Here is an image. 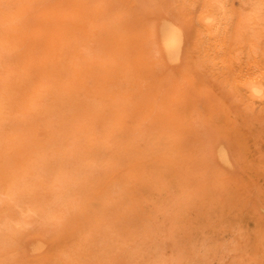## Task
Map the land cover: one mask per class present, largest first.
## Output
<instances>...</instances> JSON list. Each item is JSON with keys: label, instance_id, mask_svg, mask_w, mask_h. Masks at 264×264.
Here are the masks:
<instances>
[{"label": "rangeland", "instance_id": "374dc122", "mask_svg": "<svg viewBox=\"0 0 264 264\" xmlns=\"http://www.w3.org/2000/svg\"><path fill=\"white\" fill-rule=\"evenodd\" d=\"M44 1L45 3H43ZM81 1H85L86 3ZM87 1L5 0L2 1L4 4H2V2L0 3V17L3 18L2 22L0 18V25L4 24L0 28V41L3 40V42H0V72L4 73L0 76V101L3 100V102H0V108H2L0 110V117H4L6 120L8 119L6 121L5 119L0 118V184H2L0 187V264H32L34 261L36 262L33 264H37L38 260L40 261L38 264H162L163 262L164 264H166L165 262H167V264H264V105L261 106V104H264V101H261L264 97L254 96L253 94H251V96L247 89L241 88H247V86L243 85L246 81L255 76H260V74L264 72V52H262V48L264 50V12L261 13L264 6L263 9H260V7H262L261 5L264 4V0L262 2L258 0L260 7L259 4H257V0L253 2V7L250 4L253 0H250L251 2L246 0V5H244L246 3L245 1L226 0L227 3H229L227 6H224V3L227 4L226 1L223 0L222 2V0H217L220 3H223L219 8L216 7V9L218 8L217 10L214 9L217 5L213 7L217 2H213L215 0H210L211 2H209V0H201L200 2L203 3H200L199 0V3L195 0H191L192 3H190V0H188L189 2L186 0L187 6L183 0H93L95 2L97 1L96 3L94 2L95 4H91L93 2H90L91 0L89 2ZM179 1L183 3H179ZM193 1L197 3H193ZM206 1L208 2L209 7H207L208 4L205 5V3H207ZM9 2L11 3V10L5 8L6 5L9 6ZM178 3L179 5L183 4V7L181 5L180 7ZM210 3L213 5L211 6ZM195 4H197V7H195ZM3 5L4 7H2V9L1 6ZM92 5H95L96 7ZM248 5H250V7ZM245 6L249 10H256L257 13L259 12V10L257 11L258 7L261 15H258L259 13L257 14L256 12L252 13L253 10L249 13L250 11H246L247 8L245 9ZM200 7L206 8L204 9L206 12H202V14ZM210 7H212L214 14L210 11ZM237 7H241V10H238ZM224 8L227 13H224ZM6 9H8L10 15L7 14L8 12H6ZM204 10L202 9V11ZM244 10L248 12L247 17L250 16L252 18V15L257 14L259 18H262L259 19L261 24L256 21V19L258 20V16L256 18L253 16V18L250 19L251 22L253 21L255 23L256 21L255 25L257 26L252 27L254 26V23L252 22V25L249 22L250 27L246 20L244 23V17L247 19ZM208 12L212 13L213 18L209 16L211 14ZM217 12H219L220 15ZM228 12L233 14L234 18L230 19L232 21L234 20V25H229L233 23H231V20H228L229 24L228 22H225L227 21V19H225L226 16L232 17L231 13L228 16ZM2 13L4 15L7 14L8 16L6 15L4 18ZM204 13L207 17L204 16ZM221 13L223 20H217L218 23H216L218 25L216 26L215 19H217V17L221 19ZM238 13H243V15L241 16V14ZM99 14L100 17L97 19V15ZM9 16L16 20H13ZM240 16L241 18L244 17L241 19ZM210 17L213 21L208 20ZM206 18L208 19L206 20ZM239 18L242 20L241 22L238 20ZM9 19L10 22L7 23L6 21H9ZM169 19L172 23L174 21L176 25L177 23L180 24L178 26L185 29V31H182L185 32L184 37H187V39H184V43H182V51L184 53L181 51L182 54L180 53L179 55H182L181 58L179 57L174 60H170L168 56H163L165 52L162 51V44H160L161 41L159 40L160 37L158 38L160 34L157 33L158 36L154 35L156 34L155 32H160V29L157 30L159 28V26H157L158 23L160 22V25L166 21L170 22ZM248 19L247 21H249ZM208 22L209 24H206ZM199 23H202L205 27L203 25L200 26ZM243 23L247 24L249 27ZM11 24L15 25L12 26ZM219 24H221L222 28L219 27ZM222 24H225L227 27L223 29L224 25ZM240 25H243L242 28H240ZM202 26L204 28H202ZM206 26H208V29ZM14 27L16 28L14 29ZM213 27H215V29ZM238 27L240 29L247 27L245 30H248L247 32H245L244 29L237 30ZM151 28L155 31L151 32ZM251 28L253 30L256 28V30L253 31ZM186 29H188V31H186ZM206 30L207 32L210 31L208 32L209 37L213 41L208 39L209 37H207L208 33H206ZM222 30L225 33L228 32L227 30L230 31L228 32L230 35L226 34L229 39L226 38L225 34V37L223 36L224 32ZM234 30L239 32H235ZM216 31L217 34L215 33V35H219L217 36L218 38L213 35V32ZM76 32L80 33V35L82 34V38ZM202 33L204 35H202ZM210 33H213L212 35L215 39H213L212 35L210 36ZM247 33L250 35L248 34V38L245 39L247 37L245 34ZM234 34L237 35V38L239 37V34L241 36L243 34L240 39L242 40L245 37L243 40L247 41L244 42L242 40V42H240L241 40L238 38L237 40L239 41L237 42L236 37H234L236 35ZM251 35L256 38L258 36L257 39L254 38L255 43H258L257 41H259L256 47H254L255 43L251 42H254V40H251ZM220 36L222 37L219 38ZM75 38H78V41ZM26 39L28 40L26 41ZM219 40L220 43L218 42ZM249 41L250 44H253L254 46L249 44V46H247V42L249 43ZM156 43L158 46H156ZM213 43L216 44V49H213V47L215 48V45H212ZM242 43L243 46H240ZM1 44L3 45V48ZM235 44L238 48L235 47ZM153 45L155 51L152 49ZM210 45V48H212L213 51L212 49L209 50L210 48H206ZM233 47H235L236 50L235 48L232 49ZM239 47H242L241 50ZM247 47L253 49V52H250L251 49ZM101 48L102 50H100ZM76 49L78 51H75ZM237 49L240 50H238L240 54H244V52L245 54L240 55ZM247 49L249 50V53H247ZM255 49H257L258 53H256ZM10 52L12 56H9ZM154 52H156V55H153L155 54ZM88 53L90 55H88ZM157 53H159L158 55H161V57H157ZM235 53L240 57L238 59L239 62H237L238 57ZM92 55L95 58L92 57ZM245 55H248L249 58ZM224 56L225 58H223ZM242 56L245 59H242ZM178 59L180 60L178 61ZM230 59L234 60L232 61L233 63L231 62L234 68H231L229 65L231 61ZM195 60H197V64L195 63ZM160 62L163 64H160ZM223 62L227 65L223 64ZM243 62L244 64H242ZM259 62L261 65H258L260 64ZM3 64H5V66ZM236 64L239 65L236 66ZM162 65H167L164 67V70ZM215 65L216 67H214ZM227 66L231 68V71L230 68L227 70ZM238 66V71L240 73L244 71V75L238 73L236 68ZM260 67L263 69L262 72ZM218 68H221L223 72ZM241 68L243 69L241 70ZM217 70L218 72H216ZM250 70L253 71V73L254 70H256V73L253 75L251 72L252 74L250 73L248 75ZM63 71L67 72L64 73ZM219 71L222 74H218ZM20 72L22 74H19ZM9 73L10 75H8ZM227 73L231 76V79L234 82L230 79ZM230 73H235L236 75H230ZM258 73L259 75H257ZM180 75L186 80H182V82V78H179L181 77ZM218 75L220 77H218ZM239 75H241V77ZM263 75L261 74V76ZM235 77H239L240 79L238 78L235 80ZM223 78H228L229 81L228 79L226 81L230 84L234 83L238 85L240 89L237 86L233 88L234 84L233 86L229 85V83ZM261 78L264 80V77ZM23 79L27 81H23ZM221 80H224L225 82H222ZM241 80L243 81V84ZM236 81L238 82L236 83ZM225 83H228L229 86ZM193 84H195V86H193ZM40 87L43 89L42 91H40ZM237 90H240L238 91L240 93H238ZM43 91L45 93H43ZM234 91L235 94L237 93V96H235ZM176 92L180 93L177 94ZM159 93L161 95H159ZM194 93L198 96L194 95ZM47 94L50 97H48ZM180 94L182 95L179 96ZM238 94L240 96H238ZM247 94L248 97L253 98L247 99ZM37 96L38 98H36ZM212 96V99L214 100L211 99ZM237 97L239 98L237 99ZM35 98L38 101H36ZM42 98L44 101L41 103L40 100H42ZM254 99H257L258 101H254ZM55 101L56 103L54 104ZM63 101L65 103H63ZM157 101L159 103H157ZM244 101H247V104ZM254 102L256 104H254ZM257 102L260 104L258 106L260 109L257 108ZM85 103H87V105ZM103 103L105 105H103ZM38 104L40 106H38ZM252 105H256L254 107L255 110ZM227 111L229 112L227 113ZM43 112H45L46 115L48 113L49 116L47 115V118L45 117L42 119L43 116H46ZM35 113H37V115ZM165 113H167V116ZM52 114H55V117L56 115H58L57 117L60 115L62 116H60L58 120L51 116ZM149 116L151 117L149 118ZM81 119L82 121H80ZM142 119H144L143 122ZM146 119H148L149 122H147ZM45 121L46 123L48 122L47 125L51 123L53 124V122L55 123L56 121L55 124H57V126H55V124H53L54 126L52 124L51 126H47L44 124ZM34 123H36L37 126ZM142 123L144 124L142 125ZM31 126L33 128H31ZM59 126L61 127L59 128ZM123 126L125 128H123ZM2 128L3 130H1ZM134 129L137 132L134 131ZM42 130L44 132H42ZM78 130L79 132L81 131V133H79ZM98 131L100 135L98 134ZM38 132L40 133L38 134ZM111 139H116V141ZM122 139L123 141H121ZM140 139H142V141ZM57 140H59L60 143ZM109 141L112 143L110 144ZM127 142L128 144H126ZM137 143L139 146L136 145ZM222 143L224 144L222 145ZM144 144L145 146H148V148H145ZM168 144L169 146H166ZM141 145L143 148H140L142 147ZM221 145L223 146L222 148ZM111 146L113 148H111ZM227 146L230 151H228V149L226 150ZM40 147L45 148L42 149ZM146 150L150 151L147 152ZM139 151L143 152L140 154ZM102 152L104 155H102ZM143 153L144 155H142ZM218 153L222 157L218 156ZM226 153L229 155H227V157H229L230 160L225 157ZM5 154L8 156L6 157ZM119 155H121L120 157L123 156L122 159L118 157ZM129 155L130 157L128 158ZM72 157L77 160H74ZM30 158H32V161ZM130 159L133 160L130 161ZM52 160H54V162ZM70 160L72 161L69 162ZM92 161L96 162L93 163ZM226 161L228 162L227 165ZM10 162L12 163L10 164ZM45 162L48 164H45ZM107 162L110 164L109 166L107 165ZM35 165L38 167H35L36 170L33 167ZM88 165L90 167H88ZM98 165L100 166V169L98 168ZM11 167L15 168L11 169ZM40 167L43 172L40 171ZM84 167L85 169H82ZM109 167H111L112 170ZM86 168L89 172H85ZM75 170L79 171L77 172V176ZM90 171H93L94 173ZM163 171H165L164 174ZM113 173L116 174L114 175ZM78 174H81L79 175V178H77ZM50 175L52 178H48ZM163 176H165V178ZM40 177L41 179L44 177V179L41 180ZM70 178L72 179L70 180ZM75 178L78 180H74ZM28 179L29 181H27ZM67 181L70 182L69 185L71 186L68 185L67 187ZM77 181L78 184L81 185H78L76 183ZM12 182H14V184ZM46 183L48 185H46ZM61 183L64 185L67 184L64 186ZM161 183L164 187H162ZM169 183L171 184L170 186H168ZM27 185H29V187ZM36 185L39 188H37ZM55 185L57 186L56 189ZM117 185L123 190L117 187ZM10 186H13L14 188L11 187L12 189H10ZM73 187L74 189H72ZM200 188H204L202 189V191H204L202 192ZM13 189L15 190L13 191ZM140 189H142V191ZM68 190H70V194L68 193ZM73 190L74 192H72ZM136 190L140 193L136 192ZM8 191H10V193ZM49 191L52 192V194L49 193ZM53 192H55L54 194L59 201H55L57 198L53 197L55 196ZM59 192L62 193L60 194ZM80 192H82L81 195ZM14 195L16 196L14 197ZM65 195L67 197H65ZM187 196L188 198H186ZM76 197H78V199L74 200ZM183 198L186 199H184L185 202ZM69 199L72 200L71 203ZM109 199L110 202L108 201ZM173 199H176V201H173ZM177 200L179 201L177 202ZM53 201H55L56 204ZM51 202L54 206L56 205V208ZM62 202L64 204H62ZM58 203L59 207L57 206ZM115 203L117 204L115 205ZM127 203H129V205ZM134 204L136 206H134ZM9 205L11 207L13 206L12 211L9 209ZM117 205L118 207L121 205L119 209ZM170 205L173 207L169 208ZM18 206H20V208ZM60 206L65 207V209ZM3 207H5L6 210H4L5 208L3 209ZM179 207L181 209H179ZM183 207L184 209L187 208V210H184ZM56 209L58 211L56 212L57 215L58 213L61 214L60 219H58L59 215L57 216L55 213ZM126 209H128V211H125ZM169 209H171L172 213L169 212ZM177 209L179 210V214H177ZM131 210L133 212H130ZM25 211H27L26 213L29 215V218H23L26 215ZM46 211L48 213L45 214L44 212ZM66 211L68 213H66ZM100 211L103 214H101ZM113 212H117L118 214H114ZM125 212H130L127 214L129 218H127ZM167 212L169 213V216L167 214L166 216L170 218H168V220L166 216L164 218V214ZM121 213L125 215H122ZM158 213H160L159 216ZM48 214H50V216ZM43 215L45 217H43ZM34 216L35 219H33ZM19 217L20 219H18ZM39 218L40 220H45L43 223L44 226L41 224L42 220L40 221ZM3 219L9 220V222L7 223L6 220V223H4ZM37 219L40 223L37 222ZM110 219L112 222L109 223L107 220L110 221ZM138 219H140V221ZM14 220H16V222H14ZM141 220L145 222V225ZM17 221L21 224L17 223ZM50 221H57V223L52 222L51 224ZM58 222L60 224H58ZM162 222H164L163 225H161ZM48 223H50L51 226ZM146 223L148 224L146 225ZM138 224L139 227H137ZM2 225L4 227H2ZM164 225L168 228L166 229L167 231L164 230V228H166ZM113 227L115 228V234L113 232ZM132 227H136V229L133 230ZM141 228L143 229L140 230ZM152 230H155L154 233L156 236H154L153 232L151 233ZM98 231H100V234ZM162 231L166 232L163 233ZM136 232L138 233L136 234ZM44 233H47L48 235H43ZM168 233H170V235ZM33 237L38 240H34ZM173 237H175V240ZM91 239H94L95 241ZM172 239L174 243H172ZM120 240L122 241V244ZM2 242L5 244L7 243V245ZM131 242L132 245L134 242L135 244L132 246ZM41 243L43 248L42 246L39 247V244ZM106 243L109 245H106ZM8 244L11 246H8ZM127 247H129V249H127ZM119 248L121 251L118 250ZM119 254H121L120 257ZM139 257L142 258L140 259Z\"/></svg>", "mask_w": 264, "mask_h": 264}, {"label": "bare ground", "instance_id": "6f19581e", "mask_svg": "<svg viewBox=\"0 0 264 264\" xmlns=\"http://www.w3.org/2000/svg\"><path fill=\"white\" fill-rule=\"evenodd\" d=\"M0 1H1V0H0ZM2 1H5V0H2ZM2 1H1V2H2ZM9 1H10V0H9ZM14 1H15V0H14ZM42 1H43V0H42ZM86 1H87V0H86ZM89 1H90V0H89ZM89 1H87V2H89ZM92 1H93V0H91L90 2H92ZM187 1H188V0H187ZM195 1L198 2V0H195ZM195 1H193V3H197V2H195ZM200 1H201V0H199V2H200ZM202 1H203V0H202ZM207 1H208V0H207ZM207 1H206V2H207ZM211 1H212V0H211ZM211 1L209 0V2H211ZM216 1H217V0H215V1H213V2H216ZM220 1H221V0H220ZM224 1H226V0H224ZM241 1H245V2H246L244 5L247 4V1H246V0H241ZM241 1H240V2H241ZM249 1H250V0H249ZM254 1H256V0H253L252 3H250V4H251V5L254 4V3H253ZM257 1H258V0H257ZM259 1L262 2L263 0H259ZM259 1H258L257 4H259ZM1 2H0V3H1ZM62 2H63V1H62ZM81 2L86 3L85 1H81ZM94 2H95V1H93L91 4H95L97 1H96L95 3H94ZM102 2H103V1H102ZM176 2H177V1H176ZM183 2H185V5H186V0H185V1L183 0ZM183 2H180V1H179V3H183ZM188 2H189V1H188ZM199 2H198V3H199ZM204 2H205V1H204ZM222 2H223V0H222ZM222 2H221V3H222ZM228 2H229V1H228ZM250 2H251V1H250ZM5 3H6V2H5ZM9 3H10V2H9ZM9 3H8V4H9ZM25 3H26V2H25ZM29 3H30V2H29ZM43 3H45V1H44ZM99 3H101V2H99ZM179 3H178V5H179ZM190 3H192L191 0H190ZM200 3H203V2H200ZM219 3H220V2L217 1L214 5H213L212 3H210V5H211V6L213 5V7H214L215 5H217V6H215V8H214V9H216V7L219 8L220 5H221V6L223 5V3H222V4H221V3L219 4ZM226 3H227V1H226ZM255 3H256V2H255ZM2 4H4V3L2 2ZM6 4H7V3H6ZM35 4H36V2H35ZM41 4H42V3H41ZM41 4H40V5H41ZM88 4H89V3H88ZM207 4H208V2L205 3V5H207ZM218 4H219V5H218ZM228 4H229V3H227V4L224 3V6H227ZM240 4H241V3H240ZM242 4H243V3H242ZM0 5H1V4H0ZM80 5H81V4H80ZM180 5L182 6L183 4H180ZM180 5H179V6H180ZM188 5H189V4H188ZM196 5H197V4H195V7H197ZM201 5H202V4H201ZM7 6H8V5H6L5 8H9L10 10L12 9V8H10L11 3L9 4L8 7H7ZM92 6H95V5H92ZM99 6H100V5H99ZM181 6H180V7H181ZM186 6H187V5H186ZM186 6H184V7H186ZM191 6H192V5H191ZM203 6H204V5H203ZM203 6H202V7H203ZM242 6H243V5H242ZM248 6L250 7V5H248ZM253 6H254V5H252V7H253ZM256 6H257V5H256ZM256 6H255V7H256ZM261 6H262V7H260V4H259L260 9H261V8L263 9L264 4H262ZM2 7H4V5L1 6V8H2ZM38 7H39V6H38ZM95 7H96V6H95ZM182 7H183V6H182ZM195 7H194V9H195ZM198 7H199V6H198ZM204 7H206V6H204ZM207 7H209V4L207 5ZM252 7H251V8H252ZM255 7H254V8H255ZM5 8H4V10H5ZM17 8H18V7H17ZM188 8H190V7H188ZM188 8H187V9H188ZM192 8H193V6H192ZM218 8H217V9H218ZM237 8H238V7H237ZM246 8H247V7L245 6V9H246ZM2 9H3V8H2ZM2 9H1V10H2ZM89 9H90V7H89ZM107 9H108V7H107ZM202 9L204 10V9H206V8H201V7H200V11H201V13H202V12H206L205 10L202 11ZM210 9H211L210 11L213 12V14H214V11H212V7H210ZM217 9H216V10H217ZM221 9H222V7H221ZM239 9L241 10V7L238 8V10H239ZM255 9H256V8H255ZM260 9L257 7V11L259 10V12H258L259 14L256 12V10H254V9H251V10H253L252 13H253V12H254V13L256 12L258 15H261V13L264 12V11H263L264 9L261 11V13H260ZM17 10H18V9H17ZM91 10H92V9H91ZM189 10H190V9H189ZM223 10L225 11V8H224ZM226 10H227V9H226ZM248 10H249V9L247 8L246 11H248ZM251 10H249V11H250L249 13H251ZM35 11H36V9H35ZM92 11H93V10H92ZM183 11H184V10H183ZM208 11H209V9H208ZM218 11H219V10H218ZM224 11H223V12H224ZM228 11H229V9H228ZM244 11H245V10H244ZM246 11H245L244 13H246V17H247V16H248V15H247L248 12H246ZM6 12H8L7 14H9L8 9H6ZM194 12H195V11H194ZM211 12H208V13L211 14V15H209V14H208V15L212 17L213 15H212ZM219 12H221V11H219ZM219 12H217V13L219 14ZM242 12H243V9H242ZM11 13H12V12H11ZM27 13H28V12H27ZM95 13H96V12H95ZM98 13H99V12H98ZM224 13H227V11H225ZM230 13H231V12H230ZM230 13L228 12V16H229ZM2 14H3V13H2ZM7 14H5V15L3 14V15H4V18H5V16H6ZM88 14H90V13H88ZM102 14H104V13H102ZM124 14H125V13H124ZM124 14H123V15H124ZM202 14H203V13H202ZM204 14H205V13H204ZM215 14H216V13H215ZM231 14H232V13H231ZM238 14H241V13H238ZM257 14H256V15H252V18H253V16H254V18H256V17L258 16ZM0 15H1V14H0ZM9 15H10V14H9ZM83 15H84V14H83ZM161 15H162V14H161ZM219 15H220V14H219ZM219 15H218V16H219ZM226 15H227V14H226ZM226 15H225V16H226ZM242 15H243V13L241 14V16H242ZM244 15H245V14H244ZM262 15H263V14H262ZM7 16H8V15H7ZM23 16H24V15H23ZM38 16H39V15H38ZM71 16H72V15H71ZM101 16H103V15H101ZM157 16H158V15H157ZM201 16H202V15H201ZM204 16H206V14H205ZM230 16H231V15H230ZM241 16H240V18H241ZM9 17H11V16H9ZM9 17H8V18H9ZM92 17H93V16H92ZM98 17H100V14L97 15V19H98ZM103 17H104V16H103ZM108 17H109V16H108ZM128 17H129V16H128ZM198 17H199V16H198ZM206 17H207V16H206ZM211 17H210V19L206 18V20H207V19H208V20H212L213 17H212V18H211ZM215 17H217V16H215ZM226 17H227V16H226ZM226 17H225V19H227V21H225V22H228V20H231L230 18H234V17H233V14H232V17H227V18H226ZM238 17H239V15H238ZM243 17H244V16H243ZM243 17H242V18H243ZM263 17H264V16H263ZM0 18H1V17H0ZM11 18H12V17H11ZM34 18H35V17H34ZM88 18H89V16H88ZM159 18H160V17H159ZM164 18H165V17H164ZM199 18H201V17H199ZM240 18H239L238 20L241 22V21H242V20H241L242 18H241V19H240ZM248 18H249V19H248ZM252 18H251L250 16L247 17V19L249 20V21H247V19L244 17V21H243V22L245 23V20H246V22H247L248 24H249V22H250V23L253 25L254 22L252 21V22H253V23H252V22L250 21V19H252ZM257 18H258V20L256 19V21L260 23L261 21H259V19H262V18H259V16H258ZM2 19H3V18H1V22L3 21ZM12 19H13V18H12ZM167 19H168V17H167ZM204 19H205V18H204ZM225 19H224V20H225ZM13 20H16V19L14 18ZM13 20H11V21L14 22ZM92 20H94V19H92ZM158 20H159V19H158ZM165 20H166V19H165ZM169 20H170V19H169ZM215 20H216L215 23L217 22V20H223V19H222V13H221V19L217 17V19H215ZM263 20H264V19H263ZM263 20H262V21H263ZM96 21H97V20H96ZM96 21H95V22H96ZM177 21H178V20H177ZM203 21H205V20H203ZM212 21H213V20H212ZM212 21H211V23H212ZM233 21H234V20H233ZM233 21L231 20V23H232ZM254 21H255V19H254ZM256 21H255V23H256ZM1 22H0V23H1ZM4 22H5V21H4ZM4 22H3V23H4ZM6 22L9 23V22H10V19H9V21H6ZM6 22H5V23H6ZM91 22H92V21H91ZM116 22H117V21H116ZM116 22H115V23H116ZM158 22H159V21H158ZM158 22H157V23H158ZM175 22H176V21H175ZM195 22H196V21H195ZM206 22H207V21H206ZM219 22H220V21H219ZM221 22H223V21H221ZM159 23H160V22H159ZM159 23H158V25H157V26H159V28H158L157 30L160 29V32H161V33H160V32H155L156 34H154V33H153V34H154V35H157V33L160 34V36H158V35H157V36H158V38L160 37L159 40H160L161 42H160V41H159V42H160V44H162V45H161V46H162V49H163L162 51L165 52V54H164L163 56H164V57L168 56V58H169L170 60H174V59H177V58H179V57L181 58L182 55H181V56H179V55H180V53H181V51H182V49H183V48H182V45H183L182 43H184V41H185L184 39H185V38L187 39V37H184V35H185V32H184L185 29H183L181 26H178V25H180V24H178V23H177V25H176V24L174 23V21H173V23H172L171 20H170V22L166 21V22H164V23H161L160 25H159ZM179 23H180V22H179ZM204 23H205V22H204ZM213 23H214V22H213ZM215 23H214V24H215ZM217 23H218V22H217ZM217 23H216V26L218 25ZM223 23H224V22H223ZM236 23H237V22H236ZM244 23H243V24H244ZM255 23H254V26H252V27L257 26V25H255ZM263 23H264V21H263ZM199 24H200V23H199ZM206 24H209V22L206 23ZM214 24H213V25H214ZM228 24H229V22H228ZM228 24H227V25H228ZM260 24H261V23H260ZM260 24H259V25H260ZM3 25H4V24L0 25V28H1V26H3ZM9 25H10V24H9ZM11 25H12V24H11ZM13 25H15V24H13ZM13 25H12V26H13ZM96 25H97V23H96ZM201 25H203V24L201 23L200 26H201ZM213 25H212V26H213ZM219 25H220L219 27H221V24H219ZM222 25H224V26H223V27H224L223 29H225V28L227 27V26H225V24H222ZM229 25H234V22H233L232 24H229ZM244 25L248 26L247 24H244ZM259 25H258V27H259ZM182 26H183V25H182ZM190 26H191V25H190ZM203 26L205 27V25H203ZM203 26H202V28H204ZM210 26H211V25H210ZM237 26H238V24H237ZM240 26H241V25H240ZM242 26H243V25H242ZM242 26H241L240 28H242ZM249 26H250V24H249ZM249 26H248V27H249ZM260 26H261V25H260ZM6 27H7V26H6ZM180 27H181L182 29H181ZM206 27H207V29H208V26H206ZM219 27H218V28H219ZM250 27H251V26H250ZM15 28H16V27H14V29H15ZM213 28L215 29V27H213ZM221 28H222V27H221ZM221 28H220V29H221ZM230 28H231V27H230ZM233 28H234V27H233ZM240 28L238 27V29H237V28H236V29H237V30H243V29L245 30V28H247V27H245V28H243V29H240ZM114 29H115V28H114ZM195 29H196V28H195ZM205 29H206V28H205ZM227 29H228V28H227ZM236 29H235V30H236ZM251 29H252V28H251ZM263 29H264V27H263ZM263 29H262V31H263ZM4 30H6V29H4ZM28 30H29V29H28ZM63 30H64V29H63ZM116 30H117V29H116ZM151 30H152V28H151ZM157 30H156V31H157ZM182 30H184V31H182ZM209 30H210V28H209ZM216 30H217V29H216ZM230 30H231V29H230ZM235 30H234V31H235ZM247 30H248V29H246L245 32H247ZM252 30H253V29H252ZM255 30H256V28H255ZM255 30H253V31H255ZM111 31H112V30H111ZM153 31H155V30H152L151 32H153ZM186 31H188V29H186ZM210 31H211V30H210ZM210 31H208V32H210ZM214 31H215V30H214ZM222 31H223V30H222ZM222 31H221V32H222ZM227 31L230 32L229 30H227ZM44 32H45V31H44ZM116 32H118V31H116ZM208 32H207V30H206V33H208ZM211 32H212V31H211ZM223 32H224V31H223ZM228 32H227V33L224 32V33H223V36H224V34H225V36H226V34L230 35V33H228ZM231 32H232V31H231ZM235 32H239V31H235ZM235 32H234V33H235ZM245 32H244V33H245ZM248 32H249V31H248ZM250 32H251V30H250ZM76 33H78V32H76ZM110 33H111V32H110ZM118 33H120V32H118ZM123 33H124V32H123ZM135 33H136V32H135ZM204 33H205V31H204ZM213 33H214V34H213ZM213 33H212V34L215 35V33L217 34V31H216V32H213ZM241 33H242V32H241ZM241 33H240V34H241ZM252 33H253V32H252ZM260 33H261V32H260ZM78 34L80 35V33H78ZM78 34H77V35H78ZM96 34H97V33H96ZM187 34H188V33H187ZM187 34H186V35H187ZM212 34L210 33V36H211ZM221 34H222V33H221ZM240 34H239V37H238L239 39L243 36V34H242V36H241ZM248 34H249V33H247V34H245V35L247 36ZM253 34H255V33H253ZM202 35H204V34L202 33ZM213 35H212V36H213ZM234 35H236V34H234ZM237 35H238V33H237ZM237 35L234 36V37H236V40L238 39V38H237ZM249 35H250V34H249ZM257 35H258V33H257ZM263 35H264V34H263ZM263 35H262V36H263ZM151 36H153V35H151ZM157 36H156V37H157ZM187 36H188V35H187ZM205 36H206V35H205ZM205 36H204V37H205ZM217 36H219V35H217ZM217 36L215 35V37H217ZM225 36H224V37H225ZM252 36H253V35H251V38H252V39H251V38H250V39H251V40H254V38H256V37H254V36L252 37ZM258 36H259V35H258ZM258 36H257V38H258ZM1 37H2V35H1ZM80 37L82 38V34L80 35ZM86 37H87V36H86ZM154 37H155V36H154ZM207 37H209V33H208V36H207ZM221 37H222V36H220L219 38H221ZM263 37H264V36H263ZM263 37H262V38H263ZM27 38H28V37H27ZM198 38H199V36H198ZM217 38H218V37H217ZM226 38H228V36H226ZM244 38H245V37H244ZM244 38H243V39H244ZM247 38H248V36H247L245 39H247ZM257 38H256V39H257ZM260 38H261V36H260ZM260 38H259V39H260ZM75 39H77V41H78V38H75ZM208 39H210V37H209ZM213 39H215L214 36H213ZM228 39H229V38H228ZM243 39H242V40H243ZM250 39H248V40H250ZM27 40H28V39H26V41H27ZM149 40H151V39H149ZM155 40H156V39H155ZM203 40H204V39H203ZM210 40H211V39H210ZM240 40H241V39H240ZM242 40H241L240 42H242ZM14 41H15V40H14ZM65 41H66V40H65ZM151 41H153V40H151ZM157 41H158V40H157ZM206 41H209V40H206ZM211 41H213V40H211ZM221 41H222V40H221ZM225 41H226V40H225ZM225 41H224V42H225ZM238 41H239V40H237V42H238ZM243 41H244V40H243ZM246 41H247V40H246ZM246 41H244V42H246ZM256 41H257V40H256ZM0 42H3V40L0 41ZM5 42H6V41H5ZM11 42H12V41H11ZM81 42H82V41H81ZM81 42H80V44H81ZM215 42H216V41H215ZM218 42L220 43V40H219ZM251 42H252V43H255V40H254V42H253V41H251ZM257 42L259 43V41H257ZM9 43H10V42H9ZM152 43H153V42H152ZM187 43H188V42H187ZM205 43H206V42H205ZM211 43H212V42H211ZM219 43H218V44H219ZM258 43H255V44H254L255 46H254L253 44H250V41H249V43L247 42V46H249V45L252 46V45H253L254 47H256V45H257ZM2 44H3V43H2ZM2 44H1V45H2ZM24 44H25V43H24ZM30 44H31V43H30ZM97 44H98V43H97ZM153 44H154V43H153ZM203 44H204V43H203ZM206 44H207V43H206ZM209 44H210V43H209ZM218 44H217V46H218ZM239 44H240V43H239ZM248 44H249V45H248ZM207 45H208V44H207ZM212 45H213V46L215 45V48L213 47V49H216V44L213 43ZM223 45H224V44H223ZM156 46H158L157 43H156ZM190 46H191V45H190ZM200 46H201V45H200ZM203 46H205V45H203ZM203 46H202V47H203ZM224 46H225V45H224ZM240 46H243V43H242ZM244 46H245V44H244ZM0 47H1V46H0ZM81 47H82V44H81ZM85 47H86V46H85ZM159 47H160V46H159ZM210 47H211V45L208 46V47H206V48L209 49ZM221 47H222V46H221ZM235 47H236V44H235ZM235 47H233L232 49H234ZM258 47H259V46H258ZM263 47H264V46H263ZM2 48H3V45H2ZM20 48H21V47H20ZM34 48H35V47H34ZM63 48H64V47H63ZM83 48H84V47H83ZM199 48H200V47H199ZM203 48H204V47H203ZM203 48H202V49H203ZM219 48H220V47H219ZM236 48H238V46H237ZM236 48H235V50H236ZM239 48H240V47H239ZM241 48H242V47H241ZM241 48H240V50H241ZM243 48H245V47H243ZM247 48H250V47H247ZM4 49H5V48H4ZM8 49H9V48H8ZM86 49H87V48H86ZM98 49H99V46H98ZM152 49L154 50V45H153ZM155 49H156V48H155ZM158 49H160V48H158ZM189 49H190V48H189ZM191 49H192V48H191ZM211 49H212V48H210L209 50H211ZM213 49H212V51H213ZM250 49H251V48H250ZM257 49H258V48H257ZM257 49H255L256 53H258V52H257ZM5 50H6V49H5ZM100 50H102V48H101ZM156 50H157V49H156ZM187 50H188V49H187ZM206 50H207V49H206ZM238 50H239V49H237V51H238ZM240 50H239V51H240ZM251 50H252V51H251ZM251 50H250V52H253V49H251ZM0 51H1V48H0ZM75 51H78V50L76 49ZM80 51H81V50H80ZM105 51H106V50H105ZM154 51H155V50H154ZM157 51H158V50H157ZM157 51H156V52H157ZM200 51H201V50H200ZM220 51H222V50H220ZM237 51H236V53H237ZM239 51H238V52H239ZM247 51H248L247 53H249V50H248V49H247ZM258 51H259V49H258ZM5 52H6V51H5ZM11 52H12V51H11ZM11 52H10L9 56H12V55H11ZM84 52H85V51H84ZM87 52H88V50H87ZM101 52H102V51H101ZM101 52H100V53H101ZM156 52H154L155 54H153V55H156ZM159 52H160V51H159ZM182 52H183V51H182ZM201 52H202V51H201ZM222 52H223V51H222ZM234 52H235V51H234ZM243 52H244V51H243ZM262 52H264L263 48H262ZM262 52H261V54L263 55ZM36 53H37V51H36ZM39 53H41V52H39ZM71 53H72V52H71ZM79 53H80V52H79ZM82 53H83V52H82ZM160 53H161V52H160ZM183 53H184V52H183ZM202 53H203V52H202ZM217 53H218V52H217ZM236 53H235V55H236ZM6 54H7V53H6ZM12 54H13V53H12ZM85 54H86V53H85ZM101 54H102V53H101ZM108 54H109V53H108ZM158 54H159V53H157V55H158ZM181 54H182V53H181ZM221 54H222V53H221ZM239 54H240V52H239ZM244 54H245V52H244ZM244 54H240V55H244ZM252 54H253V53H252ZM88 55H90V54L88 53ZM96 55H97V54H96ZM205 55H206V53H205ZM205 55H204V56H205ZM222 55H223V54H222ZM232 55H233V53H232ZM240 55H239V56H240ZM250 55H251V53H250ZM253 55H254V54H253ZM262 55H261V56H262ZM84 56H85V55H84ZM159 56L161 57V55H158L157 57H159ZM202 56H203V55H202ZM230 56H231V55H230ZM236 56L238 57V54H237ZM245 56L248 57V55H245ZM257 56H258V54H257ZM257 56H256V57H257ZM261 56H260V57H261ZM5 57H6V56H5ZM5 57H4V58H5ZM92 57H94V56L92 55ZM232 57H233V56H232ZM234 57H235V56H234ZM1 58H3V57H1ZM94 58H95V57H94ZM223 58H225V56H224ZM230 58H231V57H230ZM239 58H240V57H238L237 60H238ZM248 58H249V57H248ZM257 58H259V57H257ZM263 58H264V57H263ZM5 59H6V58H5ZM87 59H88V58H87ZM182 59H183V58H182ZM194 59H195V58H194ZM242 59H245V58L242 56ZM8 60H9V59H8ZM76 60H78V59H76ZM179 60H180V59H178V61H179ZM230 60H231V59H230ZM234 60H235V58H234ZM234 60L232 59V60L230 61V63H231L232 61H234ZM263 60H264V59H263ZM166 61L168 62L167 59H166ZM206 61H209V60H206ZM211 61H213V60H211ZM240 61H241V60H240ZM248 61H249V60H248ZM251 61H252V59H251ZM255 61H256V60H255ZM5 62H6V61H5ZM79 62H80V61H79ZM97 62H98V61H97ZM172 62H174V61H172ZM181 62H182V61H181ZM192 62H193V61H192ZM237 62H239V60H238ZM241 62H242V61H241ZM241 62H240V63H241ZM249 62H250V61H249ZM12 63H13V62H12ZM71 63H72V62H71ZM164 63H165V62H164ZM195 63L197 64V60H195ZM195 63H194V64H195ZM230 63H229V65H230L231 68H232V67H233V66H232V63H233V62H232L231 64H230ZM240 63H239V64H240ZM245 63H246V62H245ZM250 63H251V62H250ZM253 63H254V62H253ZM259 63H260V62H259ZM0 64H1V62H0ZM156 64H157V63H156ZM160 64H163V63L160 62ZM168 64H169V63H168ZM176 64H177V63H176ZM179 64H180V63H179ZM189 64H190V63H189ZM189 64H188V65H189ZM223 64H225V63L223 62ZM223 64H222V65H223ZM239 64H236V66L239 65ZM242 64H244V62H243ZM242 64H241V65H242ZM3 65L5 66V64H3ZM6 65H7V64H6ZM9 65H10V63H9ZM14 65H15V64H14ZM82 65H83V64H82ZM170 65H171V64H170ZM225 65H227V64H225ZM250 65H251V64H250ZM258 65H261V63L258 64ZM12 66H13V64H12ZM12 66H11V69H12ZM160 66H161V65H160ZM162 66H163V65H162ZM165 66H167V65H165ZM165 66H163V70H164V67H165ZM189 66H190V65H189ZM243 66H244V65H243ZM255 66H256V65H255ZM6 67H7V66H6ZM93 67H94V66H93ZM183 67H184V66H183ZM214 67H216V65H215ZM224 67H226V66H224ZM224 67H223V69H224ZM227 67H228V66H227ZM241 67H242V66H241ZM253 67H254V66H253ZM256 67H257V66H256ZM15 68H16V67H15ZM70 68H71V67H70ZM89 68H90V67H89ZM159 68H160V67H159ZM166 68H167V67H166ZM190 68H191V67H190ZM229 68H230V67H228V69H227V68H226V69L229 70ZM231 68H230V71H231ZM233 68H234V67H233ZM236 68H237V71H238L239 66L236 67ZM236 68H235V69H236ZM243 68H245V67H243ZM243 68H241V70H242ZM249 68H250V67H249ZM254 68H255V67H254ZM13 69H14V68H13ZM63 69H64V68H63ZM84 69H85V68H84ZM123 69H124V68H123ZM126 69H127V68H126ZM157 69H158V68H157ZM169 69H170V68H169ZM218 69H220V70L223 72V70H222L221 68H218ZM226 69H225V70H226ZM258 69H259V67H258ZM261 69H262V68L260 67V70H261ZM263 69H264V68H263ZM263 69L261 70V72L263 71ZM15 70H16V69H15ZM20 70H21V69H20ZM159 70H161V69H159ZM159 70H158V71H159ZM180 70H181V69H180ZM211 70H212V68H211ZM244 70H245V69H244ZM13 71H14V70H13ZM97 71H99V70H97ZM230 71H228V72H230ZM9 72H10V71H9ZM59 72H60V71H59ZM61 72H62V70H61ZM63 72H64V71H63ZM66 72H67V71H66ZM66 72H64V73H66ZM167 72H168V71H167ZM216 72H218V70H217ZM234 72H235V70H234ZM243 72H244V71H243ZM243 72L240 73V72L238 71V73L241 74V75H244ZM247 72H248V70H247ZM251 72L253 73V71L250 70V72L248 73V75H249ZM257 72H258V71H257ZM261 72H260V73H261ZM2 73H3V72H0V76H2V75L4 74V73H3V74H2ZM6 73H7V71H6ZM13 73H14V72H13ZM71 73H72V72H71ZM99 73H100V72H99ZM103 73H104V72H103ZM176 73H177V72H176ZM220 73H221V72L219 71L218 74H220ZM224 73H225V71H224ZM235 73H236V72H235ZM235 73H234V74H235ZM245 73H246V71H245ZM252 73H251V74H252ZM255 73H256V70H254L253 75H254ZM263 73H264V72H263ZM263 73H261V74L263 75ZM19 74H22V73L20 72ZM79 74H80V73H79ZM203 74H204V73H203ZM221 74H222V73H221ZM232 74H233V73H232ZM232 74L230 73V75H232ZM234 74H233V75H234ZM246 74H247V73H246ZM261 74H260V76H255L254 78L249 79L248 81H246V83H245V81H244V83H245L246 85L243 84V81L241 80V81H242V84H243L244 86H247V88H245V87H241V88L247 89V90L249 91V94H250V95L253 94L254 96L264 97V80H263V78H261V77H264V75L261 76ZM8 75H10V73H9ZM8 75H7V77H8ZM30 75H31V73H30ZM33 75H34V74H33ZM99 75H100V74H99ZM204 75H205V74H204ZM224 75H225V74H224ZM227 75H228V73H227ZM235 75H236V74H235ZM235 75H234V76H235ZM241 75H239V76L241 77ZM257 75H259V73H258ZM23 76H24V75H23ZM167 76H168V75H167ZM180 76H181V75H180ZM194 76H195V75H194ZM228 76H229V75H228ZM237 76H238V75H237ZM13 77H14V76H13ZM13 77H12V78H13ZM42 77H43V76H42ZM218 77H220V76L218 75ZM229 77H230V79H231V76H229ZM229 77H228V78H229ZM243 77H244V76H243ZM247 77H248V76H247ZM249 77H250V76H249ZM10 78H11V77H10ZM55 78H56V76H55ZM80 78H81V77H80ZM82 78H83V77H82ZM118 78H119V77H118ZM179 78L181 79L182 76L179 77ZM225 78H226V77H225ZM225 78H223V79L226 81L228 78H227V79H225ZM235 78H236L235 80H237L239 77H238V78L235 77ZM8 79H9V78H8ZM16 79H17V78H16ZM34 79H35V78H34ZM84 79H86V78H84ZM180 79H179V80H180ZM239 79H240V78H239ZM241 79H242V78H241ZM2 80H3V79H2ZM24 80H25V79H23V81H24ZM32 80H33V79H32ZM49 80H50V79H49ZM78 80H79V79H78ZM88 80H89V79H88ZM93 80H94V79H93ZM182 80H186V79H183V78H182L181 81H182ZM224 80H223V81L221 80V81H222V82H225ZM231 80H232V79H231ZM231 80H230V82H231ZM243 80H245V79H243ZM21 81H22V80H21ZM25 81H27V80H25ZM43 81H44V80H43ZM43 81H42V82H43ZM50 81H51V80H50ZM56 81H57V80H56ZM218 81H219V80H218ZM228 81H229V79H228ZM228 81H226V82H228ZM232 81H233V80H232ZM46 82H48V81H46ZM52 82H54V81H52ZM58 82H59V80H58ZM60 82H61V81H60ZM89 82H90V81H89ZM98 82H99V81H98ZM117 82H118V81H117ZM121 82H122V81H121ZM182 82H183V81H182ZM216 82H217V80H216ZM233 82H234V81H233ZM237 82H238V81H236V83H237ZM104 83H105V82H104ZM127 83H128V81H127ZM174 83H175V82H174ZM218 83H219V82H218ZM218 83H217V84H218ZM228 83H229V82H228ZM228 83H225V84H226L227 86H229V85L233 86V84H234V83H233V84H230V83H229V85H228ZM3 84H4V83H3ZM37 84H38V83H37ZM48 84H49V83H48ZM64 84H65V83H64ZM114 84H115V83H114ZM187 84H189V83H187ZM219 84H220V83H219ZM221 84H222V83H221ZM240 84H241V83H240ZM38 85H39V84H38ZM65 85H66V84H65ZM108 85H110V84H108ZM137 85H138V84H137ZM137 85H136V86H137ZM151 85H152V84H151ZM185 85H186V84H185ZM223 85H224V84H223ZM243 85H241V86H243ZM17 86H18V85H17ZM45 86H46V85H45ZM80 86H81V85H80ZM110 86H111V85H110ZM112 86H113V85H112ZM183 86H184V85H183ZM193 86H195V84H193ZM220 86H221V85H220ZM231 86H230V87H231ZM235 86L239 87L238 85L234 84L233 88H234ZM29 87H30V86H29ZM32 87H33V86H32ZM118 87H119V86H118ZM197 87H198V86H197ZM6 88H7V87H6ZM37 88H38V87H37ZM49 88H50V87H49ZM116 88H117V87H116ZM119 88H121V87H119ZM223 88H225V87H223ZM39 89H40V91L43 90V89H41V87H40ZM97 89H99V88H97ZM102 89H103V88H102ZM162 89H163V88H162ZM181 89H182V88H181ZM190 89H191V88H190ZM195 89H196V88H195ZM195 89H194V90H195ZM230 89L233 90L232 88H230ZM236 89H237V88H236ZM239 89H240V87H239ZM12 90H13V89H12ZM99 90H101V89H99ZM111 90H112V88H111ZM242 90H243V89H242ZM242 90H241V92H242ZM40 91H39V92H40ZM44 91H45V90H44ZM44 91H43V93L46 92V91H45V92H44ZM57 91H58V90H57ZM109 91H110V90H109ZM158 91H159V90H158ZM186 91H188V90H186ZM195 91H196V90H195ZM195 91H194V92H195ZM203 91H204V90H203ZM238 91H240V90H237V92H238ZM245 91H246V90H245ZM245 91H244V92H245ZM37 92H38V91H37ZM191 92H192V91H191ZM244 92H243V93H244ZM8 93H9V92H8ZM19 93H20V92H19ZM40 93H42V92H40ZM66 93H67V91H66ZM90 93H91V92H90ZM161 93H162V92H161ZM176 93H177V92H176ZM179 93H180V92H179ZM179 93H177V94H179ZM183 93H184V92H183ZM192 93H193V92H192ZM238 93H240V92H238ZM0 94H1V93H0ZM38 94H39V93H38ZM38 94H37V95H38ZM77 94H78V93H77ZM92 94H93V92H92ZM94 94H95V93H94ZM129 94H130V93H129ZM234 94H235V91H234ZM236 94H237V93H236ZM236 94H235V96H237ZM245 94H246V93H245ZM245 94H244V98H245ZM39 95H41V94H39ZM45 95H46V94H45ZM47 95H48V94H47ZM159 95H161V94L159 93ZM181 95H182V94H180L179 96H181ZM186 95H187V94H186ZM194 95L198 96V95L195 94V93H194ZM200 95H201V94H200ZM242 95H243V94H242ZM65 96H66V95H65ZM75 96H76V95H75ZM79 96H80V94H79ZM83 96H84V95H83ZM88 96H89V95H88ZM213 96H215V95H213ZM213 96L211 97V99L213 98ZM238 96H240V95L238 94ZM251 96H252V95H251ZM48 97H50V96L48 95ZM54 97H55V96H54ZM57 97H58V96H57ZM80 97H81V96H80ZM162 97H163V96H162ZM168 97H169V96H168ZM194 97H195V96H194ZM202 97H203V96H202ZM209 97H210V96H209ZM246 97H248V94L246 95ZM260 97H259V98H260ZM36 98H38V96H37ZM36 98H35V100L38 101ZM39 98H40V97H39ZM52 98H53V97H52ZM68 98H69V97H68ZM117 98H118V96H117ZM148 98H149V97H148ZM182 98H183V97H182ZM238 98H239V97H237V99H238ZM240 98H241V97H240ZM244 98H243V99H244ZM249 98H253V97H248L247 99H249ZM32 99H33V98H32ZM50 99H51V98H50ZM88 99H89V98H88ZM94 99H95V98H94ZM158 99H159V98H158ZM162 99H163V98H162ZM175 99H176V98H175ZM192 99H193V98H192ZM205 99H206V98H205ZM241 99H242V98H241ZM48 100H49V99H48ZM74 100H75V99H74ZM124 100H125V99H124ZM177 100H178V99H177ZM212 100H214V99H212ZM215 100H216V99H215ZM245 100H246V99H245ZM255 100H257V99H254V101H255ZM40 101H41V103H42V102L44 101L43 98H42V100H40ZM76 101H80V100H76ZM117 101H118V100H117ZM185 101H186V100H185ZM188 101H189V100H188ZM206 101H207V99H206ZM249 101H250V100H249ZM257 101H258V100H257ZM261 101H264V99L261 100ZM0 102H3V100L0 101ZM33 102H34V101H33ZM50 102H51V101H50ZM50 102H49V103H50ZM84 102H85V101H84ZM121 102H122V101H121ZM241 102H242V101H241ZM244 102H245V101H244ZM246 102H247V101H246ZM246 102H245V103H246ZM259 102H260V101H259ZM45 103H46V102H45ZM55 103H56V101L54 102V104H55ZM63 103H65V102L63 101ZM96 103H97V102H96ZM157 103H159V102L157 101ZM197 103H198V101H197ZM257 103H258V102H257ZM262 103H263V102H262ZM85 104L87 105V103H85ZM130 104H131V103H130ZM172 104H174V103H172ZM246 104H247V103H246ZM251 104H252V103H251ZM254 104H256V103L254 102ZM1 105H2V104H1ZM5 105H6V104H5ZM13 105H15V104H13ZM61 105H62V104H61ZM103 105H105V104L103 103ZM174 105H175V104H174ZM259 105H260V104L258 103L257 108L260 109V107H258ZM262 105H264V104H261V106H262ZM31 106H32V105H31ZM34 106H35V105H34ZM38 106H40V105L38 104ZM107 106H108V105H107ZM176 106H177V105H176ZM229 106H230V105H229ZM248 106H249V105H248ZM255 106H256V105H255ZM255 106L252 105V107H253L254 110H255V108H254ZM2 107H3V106H2ZM41 107H42V106H41ZM54 107H55V106H54ZM89 107H90V106H89ZM89 107H88V108H89ZM97 107H98V106H97ZM144 107H145V106H144ZM152 107H153V106H152ZM198 107H199V106H198ZM219 107H220V105H219ZM263 107H264V106H263ZM263 107H262V108H263ZM50 108H51V107H50ZM72 108H73V107H72ZM110 108H111V107H110ZM115 108H116V107H115ZM136 108H137V107H136ZM154 108H155V107H154ZM156 108H157V107H156ZM195 108H196V107H195ZM247 108H248V107H247ZM262 108H261V110H262ZM1 109H2V108H0V110H1ZM82 109H83V108H82ZM116 109H117V108H116ZM253 109H251V110H253ZM34 110H35V109H34ZM43 110H44V108H43ZM113 110H114V109H113ZM124 110H125V109H124ZM124 110H123V111H124ZM129 110H130V107H129ZM153 110H155V109H153ZM181 110H182V109H181ZM223 110H224V109H223ZM39 111H40V110H39ZM68 111H69V110H68ZM70 111H71V110H70ZM74 111H75V110H74ZM126 111H127V109H126ZM194 111H195V110H194ZM219 111H220V110H219ZM0 112H1V111H0ZM37 112H38V110H37ZM228 112H229V111H227V113H228ZM253 112H254V111H253ZM43 113H45V112H43ZM132 113H133V112H132ZM137 113H138V112H137ZM151 113H152V112H151ZM35 114L37 115V113H35ZM38 114H41V113H38ZM106 114H107V112H106ZM112 114H113V113H112ZM129 114H130V113H129ZM165 114H166V116H167V113H165ZM165 114H164V115H165ZM178 114H179V113H178ZM45 115H46V113H45ZM47 115H48V113H47ZM47 115H46V116H43V114H42V116H43L42 119H44L45 117L47 118V117L49 116V115H48V116H47ZM77 115H78V114H77ZM164 115H163V116H164ZM40 116H41V115H40ZM42 116H41V117H42ZM51 116H53L54 118L58 119V118H59L60 116H62V115H60L59 117H57L58 115H56V117H55V114H52ZM123 116H124V115H123ZM134 116H135V115H134ZM231 116H232V115H231ZM69 117H70V116H69ZM76 117H77V116H76ZM150 117H151V116H149V118H150ZM199 117H201V116H199ZM243 117H244V116H243ZM0 118L5 119L4 117H0ZM9 118H10V117H9ZM26 118H27V117H26ZM31 118H32V117H31ZM35 118H37V117H35ZM49 118H52V117H49ZM33 119H34V117H33ZM38 119H39V118H38ZM104 119H105V118H104ZM158 119H159V118H158ZM202 119H203V117H202ZM202 119H201V120H202ZM0 120H1V119H0ZM5 120H6V119H5ZM7 120H8V119H7ZM7 120H6V121H7ZM24 120H25V118H24ZM34 120H35V119H34ZM53 120H54V119H53ZM58 120H59V119H58ZM143 120H144V119H142V122H143ZM159 120H160V119H159ZM2 121H3V120H2ZM39 121H40V119H39ZM48 121H49V120H48ZM80 121H82V119H81ZM146 121L149 122L148 119H146ZM146 121H144V122H146ZM155 121H156V120H155ZM164 121H165V120H164ZM58 122H59V121H58ZM85 122H86V121H85ZM129 122H130V121H129ZM158 122H159V121H158ZM202 122H203V121H202ZM204 122H205V121H204ZM19 123H20V122H19ZM55 123H56V121H55ZM55 123L53 122V124H55ZM64 123H65V122H64ZM70 123H73V122H70ZM151 123H152V122H151ZM185 123H186V122H185ZM13 124H14V122H13ZM15 124H16V123H15ZM34 124L36 125V123H34ZM44 124L47 125L48 122L46 123V121H45ZM51 124H52V123H51ZM51 124H49V125H47V126H51ZM53 124H52V125H53ZM116 124H118V123H116ZM140 124H141V123H140ZM143 124H144V123H142V125H143ZM146 124H148V123H146ZM156 124H158V123H156ZM182 124H183V123H182ZM204 124H205V123H204ZM207 124H208V123H207ZM211 124H212V123H211ZM27 125H28V124H27ZM67 125H68V124H67ZM73 125H74V124H73ZM80 125H81V124H80ZM99 125H100V124H99ZM114 125H115V124H114ZM142 125H141V126H142ZM154 125H155V124H154ZM159 125H161V124H159ZM172 125H173V124H172ZM3 126H5V125H3ZM7 126H8V125H7ZM7 126H6V127H7ZM36 126H37V125H36ZM53 126H54V125H53ZM55 126H57V124H55ZM61 126H63V125H61ZM61 126H59V128H60ZM106 126H107V125H106ZM108 126H109V125H108ZM112 126H113V125H112ZM139 126H140V125H139ZM148 126H149V125H148ZM150 126H151V125H150ZM152 126H153V125H152ZM15 127H16V126H15ZM25 127H26V124H25ZM70 127H71V126H70ZM103 127H104V126H103ZM137 127H138V125H137ZM206 127H207V126H206ZM31 128H33V127L31 126ZM43 128H44V127H43ZM63 128H64V127H63ZM63 128H62V129H63ZM89 128H90V127H89ZM123 128H125V127L123 126ZM150 128H151V127H150ZM181 128H182V127H181ZM209 128H210V127H209ZM212 128H214V127H212ZM62 129H60V130H62ZM139 129H140V128H139ZM153 129H155V128H153ZM207 129H208V127H207ZM1 130H3V128H2ZM22 130H23V129H22ZM39 130H41V129H39ZM97 130H99V129H97ZM137 130H138V128H137ZM12 131H13V130H12ZM32 131H33V130H32ZM62 131H63V130H62ZM68 131H69V130H68ZM90 131H91V130H90ZM90 131H88V132H90ZM125 131H126V129H125ZM134 131H136V130L134 129ZM42 132H44V131L42 130ZM73 132H74V131H73ZM78 132H79V130H78ZM84 132H85V131H84ZM96 132H97V131H96ZM136 132H137V131H136ZM146 132H147V131H146ZM24 133H25V132H24ZM31 133H33V132H31ZM39 133H40V132H38V134H39ZM79 133H81V131H80ZM12 134H13V133H12ZM25 134H26V133H25ZM27 134H29V133H27ZM64 134H65V133H64ZM86 134H87V133H86ZM98 134H99V131H98ZM132 134H133V133H132ZM165 134H166V133H165ZM99 135H100V134H99ZM121 135H122V134H121ZM128 135H129V134H128ZM62 136H63V135H62ZM64 136H66V135H64ZM91 136H92V135H91ZM93 136H95V135H93ZM116 136H117V135H116ZM122 136H123V135H122ZM125 136H126V134H125ZM141 136H142V135H141ZM160 136H161V135H160ZM217 136H218V135H217ZM57 137H58V136H57ZM57 137H56V138H57ZM60 137H61V136H60ZM12 138H13V137H12ZM63 138H64V137H63ZM109 138H110V137H109ZM119 138H121V137H119ZM138 138H139V137H138ZM20 139H21V138H20ZM51 139H52V138H51ZM83 139H85V138H83ZM159 139H160V138H159ZM32 140H33V139H32ZM63 140H64V139H63ZM104 140H105V139H104ZM107 140H108V139H107ZM111 140H113V139H111ZM114 140L116 141V139H114ZM114 140H113V141H114ZM140 140L142 141V139H140ZM146 140H147V139H146ZM210 140H211V139H210ZM9 141H11V140H9ZM57 141H59V140H57ZM67 141H68V140H67ZM70 141H71V140H70ZM78 141H79V140H78ZM121 141H123V139H122ZM155 141H156V140H155ZM211 141H212V140H211ZM222 141H223V140H222ZM29 142H31V141H29ZM34 142H35V141H34ZM89 142H90V141H89ZM109 142H110V141H109ZM117 142H118V141H117ZM147 142H148V141H147ZM213 142H214V141H213ZM219 142H220V141H219ZM0 143H1V142H0ZM45 143H48V142H45ZM59 143H60V141H59ZM111 143H112V142H110V144H111ZM145 143H146V142H145ZM152 143H153V142H152ZM162 143H163V142H162ZM166 143H167V142H166ZM215 143H218V142H215ZM215 143H214V144H215ZM32 144H33V143H32ZM41 144H42V143H41ZM50 144H51V143H50ZM56 144H58V143H56ZM107 144H108V142H107ZM107 144H106V145H107ZM126 144H128V142H127ZM223 144H224V143H222V145H223ZM16 145H17V144H16ZM37 145H38V144H37ZM48 145H49V144H48ZM58 145H59V144H58ZM66 145H67V144H66ZM69 145H70V144H69ZM104 145H105V144H104ZM136 145H138V143H137ZM153 145H155V144H153ZM158 145H159V144H158ZM210 145H211V143H210ZM218 145H219V144H218ZM222 145H221V148L223 147ZM54 146H56V145H54ZM138 146H139V145H138ZM141 146H142V145H141ZM144 146H145V144H144ZM163 146H164V145H163ZM166 146H169V144L166 145ZM215 146H216V145H215ZM224 146H225V145H224ZM7 147H8V146H7ZM11 147H13V146H11ZM28 147H30V146H28ZM65 147H66V146H65ZM77 147H78V146H77ZM108 147H109V145H108ZM114 147H116V146H114ZM146 147L148 148V146H145V148H146ZM164 147H165V146H164ZM164 147H163V148H164ZM210 147H211V146H210ZM217 147H218V146H217ZM0 148H1V147H0ZM40 148L43 149V148H45V147H40ZM68 148H69V147H68ZM102 148H103V147H102ZM102 148H100V149H102ZM111 148H113V147L111 146ZM128 148H129V147H128ZM140 148H143V146L140 147ZM218 148H220V147H218ZM224 148H226V147H224ZM107 149H110V148H107ZM116 149H117V148H116ZM211 149H212V148H211ZM213 149H214V148H213ZM227 149H228V146H227L226 150H227ZM44 150H45V149H44ZM89 150H90V149H89ZM92 150H93V149H92ZM97 150H99V149H97ZM113 150H114V149H113ZM161 150H162V149H161ZM214 150H216V149H214ZM13 151H14V150H13ZM50 151H51V150H50ZM54 151H55V150H54ZM86 151H87V150H86ZM131 151H132V150H131ZM146 151L148 152V151H150V150H146ZM152 151H153V150H152ZM163 151H164V150H163ZM211 151H212V150H211ZM211 151H210V152H211ZM228 151H230V150L228 149ZM231 151H232V150H231ZM10 152H12V151H10ZM19 152H20V151H19ZM26 152H27V151H26ZM30 152H31V151H30ZM52 152H53V151H52ZM56 152H57V151H56ZM56 152H55V153H56ZM139 152H140V154H141V152H143V151H139ZM144 152H145V151H144ZM159 152H160V151H159ZM159 152H158V153H159ZM15 153H16V152H15ZM82 153H83V152H82ZM102 153H103V152H102ZM111 153H113V152H111ZM132 153H135V152H132ZM154 153H155V151H154ZM156 153H157V151H156ZM176 153H177V152H176ZM212 153H213V152H212ZM17 154H18V153H17ZM32 154H33V153H32ZM76 154H77V153H76ZM99 154H100V152H99ZM117 154H118V153H117ZM160 154H161V153H160ZM162 154H163V153H162ZM216 154H217V153H216ZM5 155H6V154H5ZM29 155H30V154H29ZM38 155H40V154H38ZM47 155H48V154H47ZM49 155H50V154H49ZM69 155H70V154H69ZM102 155H104V153H103ZM130 155L132 156L131 153H130ZM130 155L128 156V158L130 157ZM142 155H144V153H143ZM173 155H174V154H173ZM212 155H213V154H212ZM227 155H228V154L226 153V156H225V157H227ZM0 156H1V155H0ZM7 156H8V155H6V157H7ZM58 156H59V155H58ZM64 156H65V155H64ZM66 156H67V155H66ZM109 156H110V155H109ZM112 156H113V155H112ZM116 156H117V155H116ZM120 156H121V155H119L118 157L122 159L123 156H122V157H120ZM146 156H147V155H146ZM165 156H166V155H165ZM213 156H214V155H213ZM218 156H220L219 153H218ZM228 156H229V155H228ZM233 156H234V155H233ZM19 157H20V156H19ZM40 157H42V156H40ZM44 157H45V155H44ZM142 157H143V156H142ZM168 157H169V156H168ZM220 157H222V156H220ZM234 157H235V156H234ZM15 158H16V157H15ZM72 158H73V157H72ZM94 158H95V157H94ZM99 158H100V157H99ZM110 158H111V157H110ZM162 158H163V157H162ZM173 158H174V157H173ZM176 158H177V157H176ZM215 158H216V157H215ZM227 158L229 159V157H227ZM26 159H27V158H26ZM30 159H31V161H32V158H30ZM40 159H41V158H40ZM62 159H63V158H62ZM73 159H74V158H73ZM114 159H115V158H114ZM167 159H168V158H167ZM171 159H172V158H171ZM174 159H175V158H174ZM213 159H214V158H213ZM36 160H38V159H36ZM74 160H77V159L75 158ZM96 160H97V158H96ZM131 160H133V159H130V161H131ZM141 160H142V159H141ZM221 160H222V158H221ZM229 160H230V159H229ZM229 160H228V161H229ZM24 161H25V160H24ZM52 161L54 162V160H52ZM55 161H56V160H55ZM71 161H72V160H70L69 162H71ZM116 161H120V160H116ZM16 162H17V161H16ZM36 162H38V161H36ZM92 162H93V161H92ZM94 162H96V161H94ZM94 162H93V163H94ZM221 162H222V161H221ZM226 162H227V161H226ZM230 162H231V161H230ZM230 162H229V163H230ZM11 163H12V162H10V164H11ZM72 163H74V162H72ZM85 163H87V162H85ZM120 163H121V162H120ZM172 163H173V162H172ZM219 163H220V161H219ZM222 163H223V162H222ZM41 164H42V162H41ZM45 164H48V163L45 162ZM49 164H51V163H49ZM57 164H59V163H57ZM104 164H105V163H104ZM165 164H166V163H165ZM174 164H175V163H174ZM223 164H225V163H223ZM227 164H228V162L226 163V165H227ZM231 164H232V163H231ZM234 164H235V163H234ZM22 165H23V164H22ZM22 165H21V166H22ZM30 165H32V164H30ZM52 165H53V163H52ZM91 165H92V164H91ZM107 165L109 166L110 164L107 162ZM232 165H233V164H232ZM24 166H25V165H24ZM60 166H61V164H60ZM60 166H59V167H60ZM73 166H74V165H73ZM156 166H157V165H156ZM168 166H169V165H168ZM168 166H167V167H168ZM0 167H1V166H0ZM33 167L35 168L36 165L33 166ZM45 167H46V165H45ZM56 167H57V166H56ZM86 167H87V166H86ZM88 167H90V166L88 165ZM88 167H87V168H88ZM104 167H105V166H104ZM104 167H103V168H104ZM158 167H159V166H158ZM226 167H227V166H226ZM14 168H15V167H14ZM14 168L11 167V169H14ZM21 168H22V167H21ZM26 168H27V167H26ZM36 168H38V167H36ZM36 168H35V170H36ZM57 168H58V167H57ZM87 168H86L85 172L88 171ZM94 168H95V167H94ZM98 168L100 169V166H99V165H98ZM106 168H107V167H106ZM109 168H111V167H109ZM109 168H108V169H109ZM162 168H163V167H162ZM221 168H222V167H221ZM5 169H6V168H5ZM22 169H23V168H22ZM39 169H41V167H40ZM58 169H59V168H58ZM68 169H69V168H68ZM82 169H85V167L82 168ZM89 169H90V168H89ZM123 169H124V168H123ZM24 170H25V169H24ZM59 170H60V169H59ZM80 170H81V169H80ZM96 170H97V169H96ZM101 170H102V169H101ZM111 170H112V168H111ZM164 170H165V169H164ZM173 170H174V169H173ZM228 170H229V169H228ZM2 171H3V170H2ZM8 171H9V169H8ZM20 171H21V170H20ZM31 171H32V170H31ZM37 171H38V170H37ZM40 171H42V169H41ZM44 171H45V170H44ZM52 171H53V168H52ZM97 171H98V170H97ZM104 171H105V170H104ZM106 171H107V170H106ZM109 171H110V169H109ZM118 171H120V170H118ZM129 171H130V170H129ZM171 171H172V170H171ZM221 171H222V170H221ZM229 171H230V170H229ZM10 172H11V171H10ZM42 172H43V171H42ZM68 172H69V171H68ZM75 172H76V176H77V172H79V171L75 170ZM80 172H82V171H80ZM83 172H84V170H83ZM88 172H89V171H88ZM90 172L94 173L93 171H90ZM107 172H108V171H107ZM137 172H138V171H137ZM164 172H165V171H163V174H164ZM30 173H31V172H30ZM30 173H29V174H30ZM32 173H33V172H32ZM45 173H46V172H45ZM161 173H162V172H161ZM20 174H21V172H20ZM26 174H27V173H26ZM39 174H40V173H39ZM99 174H100V173H99ZM113 174H114V173H113ZM115 174H116V173H115ZM115 174H114V175H115ZM172 174H173V173H172ZM219 174H220V173H219ZM51 175H52V174H51ZM51 175H50V177H48V178H52ZM61 175H63V174H61ZM66 175H67V174H66ZM74 175H75V174H74ZM79 175H81V174H78V177H77V178H79ZM83 175H84V174H83ZM94 175H95V174H94ZM143 175H144V174H143ZM216 175H217V173H216ZM39 176H40V175H39ZM76 176H75V177H76ZM85 176H86V175H85ZM18 177H19V176H18ZM69 177H70V176H69ZM69 177H68V178H69ZM89 177H90V176H89ZM142 177H143V176H142ZM163 177L165 178V176H163ZM167 177H168V176H167ZM219 177H220V176H219ZM11 178H13V177H11ZM36 178H37V176H36ZM53 178H56V177H53ZM60 178H61V177H60ZM77 178H75L74 180H78ZM22 179H23V178H22ZM40 179H41V177H40ZM43 179H44V177H43ZM43 179H41V180H43ZM61 179H62V178H61ZM64 179H65V178H64ZM71 179H72V178H70V180H71ZM81 179H82V178H81ZM99 179H100V177H99ZM169 179H170V178H169ZM169 179H168V180H169ZM45 180H46V179H45ZM53 180H54V179H53ZM58 180H59V179H58ZM86 180H87V177H86ZM100 180H101V179H100ZM25 181H26V180H25ZM27 181H29V179H28ZM34 181H35V180H34ZM65 181H66V180H65ZM79 181H80V180H79ZM127 181H128V180H127ZM155 181H156V180H155ZM157 181H158V180H157ZM216 181H217V180H216ZM46 182H48V181H46ZM52 182H53V181H52ZM67 182H68V181H67ZM112 182H114V181H112ZM118 182H119V181H118ZM118 182H117V183H118ZM172 182H174V181H172ZM0 183H1V182H0ZM12 183L14 184V182H12ZM43 183H44V182H43ZM48 183H49V182H48ZM59 183H60V182H59ZM69 183H70V182H68V184L66 183V184H67V187H68ZM76 183L78 184V181H77ZM114 183H115V182H114ZM216 183H217V182H216ZM221 183H222V182H221ZM19 184H20V183H19ZM61 184H62V183H61ZM66 184H65V185H66ZM93 184H95V183H93ZM115 184H116V183H115ZM167 184H168V183H167ZM1 185H2V184H0V187H1ZM8 185H9V184H8ZM17 185H18V184H17ZM22 185H23V184H22ZM46 185H48V184L46 183ZM62 185H64V184H62ZM62 185H60V186H62ZM65 185H64V186H65ZM72 185H73V183H72ZM74 185H75V183H74ZM78 185H81V184H78ZM85 185H86V184H85ZM91 185H92V184H91ZM137 185H138V184H137ZM137 185H136V186H137ZM161 185H162V183H161ZM170 185H171V184L169 183L168 186H170ZM175 185H176V184H175ZM214 185H215V183H214ZM25 186H26V185H25ZM27 186L29 187V185H27ZM36 186H37V185H36ZM43 186H45V185H43ZM55 186H56V185H55ZM55 186H53V187H55ZM69 186H71V185H69ZM83 186H84V185H83ZM89 186H90V185H89ZM113 186H114V185H113ZM11 187H13V186H10V189H12ZM28 187H26V188H28ZM62 187H63V186H62ZM87 187H88V186H87ZM117 187L121 188V187L118 186V185H117ZM142 187H143V186H142ZM148 187H149V186H148ZM162 187H164V186L162 185ZM7 188H8V187H7ZM13 188H14V187H13ZM15 188H16V187H15ZM37 188H39V187L37 186ZM56 188H57V186L55 187V189H56ZM58 188H59V187H58ZM65 188H66V187H65ZM65 188H61V189H65ZM133 188H134V187H133ZM151 188H152V187H151ZM205 188H206V187H205ZM72 189H74V187H73ZM82 189H83V188H82ZM84 189H85V188H84ZM109 189H110V188H109ZM111 189H112V188H111ZM113 189H114V188H113ZM121 189H122V188H121ZM131 189H132V188H131ZM143 189H144V187H143ZM170 189H171V187H170ZM202 189H204V188H200L201 191H202ZM14 190H15V189H13V191H14ZM50 190H51V189H50ZM53 190H54V189H53ZM58 190H59V189H58ZM75 190H76V189H75ZM86 190H87V189H86ZM122 190H123V189H122ZM140 190L142 191V189H140ZM145 190H146V189H145ZM205 190H207V189H205ZM0 191H1V190H0ZM6 191H7V190H6ZM10 191H11V190H10ZM10 191H8V192L10 193ZM36 191H37V189H36ZM69 191H70V190H68V193L70 194ZM76 191H77V190H76ZM90 191H91V190H90ZM113 191H114V190H113ZM113 191H112V192H113ZM115 191H116V190H115ZM130 191H131V190H130ZM134 191H135V190H134ZM201 191H200V192H201ZM203 191H204V190H203ZM203 191H202V192H203ZM40 192H41V188H40ZM65 192H66V191H65ZM72 192H74V190H73ZM87 192H88V191H87ZM109 192H110V191H109ZM118 192H119V191H118ZM136 192H138V191L136 190ZM145 192H146V191H145ZM209 192H210V191H209ZM0 193H1V192H0ZM15 193H16V192H15ZM49 193L52 194V192H50V191H49ZM54 193H55V192H53V194H54ZM59 193L61 194L62 192H59ZM59 193H58V194H59ZM78 193H79V191H78ZM81 193H82V192H80V195H81ZM85 193H86V192H85ZM85 193H84V194H85ZM113 193H114V192H113ZM138 193H140V192H138ZM150 193H151V192H150ZM162 193H163V192H162ZM165 193H166V192H165ZM204 193H205V192H204ZM12 194H13V193H12ZM20 194H21V193H20ZM23 194H25V193H23ZM45 194H47V193H45ZM45 194H44V195H45ZM51 194H50V195H51ZM65 194H66V193H65ZM148 194H149V192H148ZM163 194H164V193H163ZM168 194H169V193H168ZM170 194H171V193H170ZM182 194H183V192H182ZM182 194H179V195H182ZM18 195H19V194H18ZM25 195H27V194H25ZM40 195H41V194H40ZM44 195H42V196H44ZM54 195H55V194H54ZM63 195H64V194H63ZM80 195H79V196H80ZM120 195L122 196L121 193H120ZM123 195H124V193H123ZM6 196H7V195H6ZM15 196H16V195H14V197H15ZM45 196H46V195H45ZM47 196H48V194H47ZM47 196H46V197H47ZM58 196H59V195H58ZM76 196H77V195H76ZM99 196H101V195H99ZM118 196H119V195H118ZM138 196H139V195H138ZM191 196H192V195H191ZM23 197H24V195H23ZM33 197H34V196H33ZM48 197H50V196H48ZM53 197L57 198L56 195L53 196ZM59 197H61V196H59ZM65 197H67V196L65 195ZM73 197H74V196H73ZM168 197H169V196H168ZM180 197H181V196H180ZM6 198H7V197H6ZM63 198H64V197H63ZM69 198L72 199L71 197H69ZM113 198H114V197H113ZM117 198H118V197H117ZM139 198H140V197H139ZM143 198H144V197H143ZM153 198H154V197H153ZM181 198H182V197H181ZM186 198H188V196H187ZM191 198H192V197H191ZM21 199H22V198H21ZM29 199H31V198H29ZM47 199H49V198H47ZM61 199H62V198H61ZM61 199H60V200H61ZM64 199H65V198H64ZM70 199H69V200H70ZM77 199H78V197H76L74 200H77ZM88 199H89V198H88ZM107 199H108V198H107ZM107 199H106V200H107ZM121 199H122V197H121ZM126 199H127V198H126ZM135 199H137V198H135ZM150 199H151V197H150ZM176 199H177V198H176ZM176 199H175V200L173 199V201H176ZM184 199H185V198H183V200H184ZM1 200H2V199H1ZM10 200H11V199H10ZM18 200H19V199H18ZM56 200H58V198L55 199V201H56ZM72 200H73V199H72ZM72 200H70V203H71ZM130 200H132V199H130ZM130 200H129V201H130ZM166 200H168V199H166ZM179 200H180V199H179ZM179 200H177V202H178ZM185 200H186V199H185ZM185 200H184V202H185ZM188 200H189V199H188ZM188 200H187V201H188ZM3 201H4V199H3ZM55 201H53V202L55 203ZM58 201H59V200H58ZM103 201H104V200H103ZM108 201L110 202V199H109ZM146 201L149 202L148 200H146ZM152 201H153V200H152ZM189 201H191V200H189ZM189 201H188V203H189ZM0 202H1V201H0ZM13 202H14V201H13ZM21 202H22V201H21ZM48 202H49V201H48ZM84 202H85V201H84ZM104 202H105V201H104ZM120 202H121V201H120ZM133 202H134V201H133ZM133 202H131V203H133ZM138 202H139V200H138ZM164 202H165V201H164ZM166 202H167V201H166ZM7 203H8V202H7ZM51 203H52V202H51ZM113 203H114V202H113ZM117 203H118V200H117ZM117 203H115V205H116ZM188 203H187V204H188ZM5 204H6V203H5ZM15 204H16V203H15ZM29 204H30V202H29ZM29 204H28V205H29ZM55 204H56V203H55ZM62 204H64V203L62 202ZM62 204H61V205H62ZM73 204H74V203H73ZM76 204H77V203H76ZM127 204L129 205V203H127ZM142 204H143V203H142ZM174 204H175V202H174ZM174 204H173V206H174ZM202 204H203V203H202ZM6 205H8V204H6ZM10 205H11V204H10ZM10 205H9V206H10ZM16 205H17V204H16ZM23 205H24V203H23ZM31 205H32V204H31ZM39 205H42V204H39ZM52 205H53V203H52ZM68 205H69V204H68ZM68 205H67V206H68ZM111 205H112V204H111ZM136 205H137V203H136ZM136 205L134 204V206H136ZM140 205H141V204H140ZM171 205H172V204H171ZM171 205H170V206H171ZM175 205H176V204H175ZM179 205H180V204H179ZM9 206H8V207H9ZM53 206H54V205H53ZM57 206L59 207V203L57 204ZM63 206H64V205H63ZM63 206H62V207H63ZM108 206H109V205H108ZM120 206H121V205H119V207H120ZM130 206H132V205H130ZM170 206H169V208H172V207H173V206H171V207H170ZM177 206H178V205H177ZM8 207H7V209H8ZM12 207H13V206H12ZM12 207L10 206V208H9L11 211L13 210ZM18 207L20 208V206H18ZM41 207H42V206H41ZM41 207H40V208H41ZM54 207L56 208V205H55ZM58 207H57V208H58ZM60 207H61V206H60ZM62 207H61V208H62ZM81 207H82V206H81ZM101 207H102V205H101ZM101 207H100V209H101ZM117 207H118V205H117ZM119 207H118V209H119ZM126 207H127V206H126ZM142 207H143V206H142ZM149 207H150V206H149ZM181 207H182V205H181ZM185 207H187V206H185ZM4 208H5V207H3V209H4ZM11 208H12V209H11ZM14 208H15V207H14ZM49 208H50V207H49ZM63 208L65 209V207H63ZM82 208H83V207H82ZM93 208H94V207H93ZM139 208H140V207H139ZM167 208H168V207H167ZM167 208H166V211H167ZM174 208H175V207H174ZM187 208H188V207H187ZM187 208L184 209V207H183L184 210H187ZM17 209H18V208H17ZM22 209H23V207H22ZM22 209H21V210H22ZM26 209H27V208H26ZM58 209H59V208H58ZM88 209H91V208H88ZM113 209H114V208H113ZM118 209H117V211H118ZM121 209H122V207H121ZM123 209H125V208H123ZM179 209H181V208L179 207ZM4 210H6V208H5ZM10 210H8V211H10ZM14 210H15V209H14ZM18 210H20V209H18ZM66 210H67V209H66ZM106 210H107V209H106ZM111 210H112V209H111ZM114 210H115V209H114ZM129 210H130V209H129ZM134 210H135V209H134ZM177 210H178V209H177ZM11 211H10V212H11ZM22 211H23V210H22ZM31 211H32V210H31ZM67 211H68V210H67ZM67 211H66V213H68ZM77 211H78V210H77ZM108 211H110V210H108ZM115 211H116V210H115ZM125 211H128V209H126ZM136 211H137V210H136ZM145 211H146V210H145ZM150 211H151V210H150ZM152 211H153V210H152ZM166 211H165V212H166ZM181 211H182V210H181ZM191 211H192V210H191ZM14 212H15V211H14ZM26 212H27V211H25V213H26ZM56 212H58L57 209H56L55 213H56ZM60 212H61V211H60ZM96 212H97V211H96ZM103 212H104V211H103ZM110 212H111V211H110ZM130 212H133V211L131 210ZM130 212H128V213H130ZM169 212L172 213L171 209H169ZM177 212H178L177 214H179V210H178ZM6 213H7V212H6ZM16 213H17V211H16ZM20 213H23V212H20ZM28 213H30V212H28ZM44 213L46 214V213H48V212L46 211V212H44ZM49 213H51V212H49ZM72 213H73V212H72ZM79 213H81V212H79ZM100 213H101V211H100ZM113 213H114V212H113ZM125 213H126V212H125ZM128 213H126L127 218H129L128 215H127ZM136 213H137V212H136ZM181 213H184V212H181ZM2 214H3V213H2ZM9 214H10V213H9ZM35 214H36V213H35ZM45 214H44V215H45ZM101 214H103V213H101ZM114 214H118V213L115 212ZM121 214H122V215H125V214H123V213H121ZM154 214H156V213H154ZM159 214H160V213H158V216H159ZM162 214H164V213H162ZM166 214L168 215L169 213H168V212L165 213V214H164V218H165ZM7 215H8V214H7ZM24 215H25V214H24ZM26 215H27V213H26ZM26 215H25L24 217H23V216H22V217H23L24 219H25V218H29V215H27V217H26ZM31 215H32V214H31ZM44 215H43V217H45ZM48 215L50 216V214H48ZM52 215H54V214H52ZM52 215H51V216H52ZM56 215H57V213H56ZM58 215H59V218H58V219H60V217H61L60 215H61V214L58 213ZM58 215H57V216H58ZM109 215H111V214H109ZM122 215H121V216H122ZM130 215H132V214H130ZM134 215H135V214H134ZM134 215H133V216H134ZM138 215H139V213H138ZM173 215H174V214H173ZM175 215H176V214H175ZM12 216H13V215H12ZM14 216H15V215H14ZM16 216H17V214H16ZM18 216H19V215H18ZM37 216H38V215H37ZM62 216H63V215H62ZM84 216H85V215H84ZM114 216H115V215H114ZM151 216H152V215H151ZM168 216H169V215H168ZM168 216H166V217H167V220H168V218H169ZM65 217H66V216H65ZM93 217H94V216H93ZM104 217H107V216H104ZM115 217H116V216H115ZM130 217H131V216H130ZM135 217H136V216H135ZM160 217H161V216H160ZM1 218H3V217H1ZM5 218H6V217H5ZM11 218H12V217H11ZM36 218H37V217H36ZM54 218H56V217H54ZM83 218H84V217H83ZM108 218H109V217H108ZM112 218H114V217H112ZM157 218L160 219L159 217H157ZM161 218H162V217H161ZM18 219H20V217H19ZM33 219H35V216L33 217ZM48 219H49V218H48ZM69 219H70V218H69ZM119 219H120V218H119ZM125 219H126V218H125ZM141 219H142V218H141ZM158 219H157V220H158ZM169 219H170V218H169ZM0 220H1V219H0ZM6 220H7V219H6ZM6 220L3 219L4 223H6V222L8 223V222H9V220H7V221H6ZM28 220H29V219H28ZM28 220H26V221H28ZM31 220H32V219H31ZM37 220H38V219H37ZM39 220H40V218H39ZM39 220H38L37 222H39ZM41 220H42V223H41V224H43L45 220H44V221H43V219H41ZM41 220H40V221H41ZM129 220H130V219H129ZM138 220L140 221V219H138ZM145 220H147V219H145ZM148 220H149V219H148ZM5 221H6V222H5ZM19 221H20V220H19ZM19 221H17V223H20ZM26 221H25V222H26ZM48 221H49V220H48ZM48 221H47V222H48ZM89 221H90V220H89ZM105 221H106V220H105ZM107 221H108L109 223L112 222L111 219H110V221H109V220H107ZM141 221H142V220H141ZM150 221H151V220H150ZM154 221H155V220H154ZM159 221H160V220H159ZM161 221H162V220H161ZM163 221H164V220H163ZM165 221H166V220H165ZM14 222H16V220H14ZM47 222H46V224H47ZM50 222H51V224H52V222L57 223V221H56V222H55V221H50ZM125 222H126V221H125ZM142 222H143V224L145 223L144 221H142ZM11 223H12V221H11ZM39 223H40V222H39ZM82 223H83V221H82ZM92 223H93V222H92ZM129 223H130V222H129ZM148 223H149V222H148ZM148 223H146V225H147ZM156 223H157V222H156ZM165 223H167V222H165ZM20 224H21V223H20ZM48 224L50 225V223H48ZM58 224H60V223L58 222ZM72 224H73V223H72ZM93 224H94V223H93ZM116 224H117V223H116ZM121 224H122V223H121ZM141 224H142V223H141ZM149 224H150V223H149ZM163 224H164V222L161 223V225H163ZM185 224H186V223H185ZM3 225H4V224H3ZM3 225H2V227H4ZM16 225H17V224H16ZM18 225H19V224H18ZM53 225H54V224H53ZM88 225H89V224H88ZM126 225H128V224H126ZM144 225H145V224H144ZM166 225H167V224H166ZM166 225H164V226L166 227ZM14 226H15V225H14ZM41 226H42V225H41ZM43 226H44V224H43ZM50 226H51V225H50ZM57 226H58V225H57ZM84 226H85V225H84ZM148 226H149V225H148ZM6 227H7V225H6ZM23 227H24V226H23ZM45 227H46V225H45ZM129 227H130V226H129ZM137 227H139V224L137 225ZM158 227H159V225H158ZM178 227H179V226H178ZM7 228H8V227H7ZM10 228H11V227H10ZM24 228H25V227H24ZM48 228H49V226H48ZM53 228H55V227H53ZM58 228H59V226H58ZM113 228H114V227H113ZM132 228H133V227H132ZM132 228H131V229H132ZM154 228H155V227H154ZM37 229H38V228H37ZM45 229H46V228H45ZM102 229H103V228H102ZM131 229H129V230H131ZM134 229H136V227L133 228V230H134ZM142 229H143V228H141L140 230H142ZM166 229H168V228H167V227L164 228V230H166ZM184 229H185V228H184ZM38 230H39V229H38ZM40 230H41V229H40ZM47 230H48V229H47ZM54 230H55V229H54ZM85 230H86V229H85ZM138 230H139V228H138ZM145 230H146V229H145ZM147 230H148V229H147ZM161 230H162V228H161ZM17 231H18V230H17ZM17 231H16V232H17ZM110 231H111V230H110ZM114 231H115V228H114L113 232H114ZM154 231H155V230H154ZM154 231L152 230L151 233L153 232L154 236H156L155 233H154ZM156 231H157V230H156ZM166 231H167V230H166ZM166 231H165V232H166ZM13 232H14V231H13ZM39 232H40V231H39ZM98 232H99V234H100V231H98ZM158 232H159V231H158ZM162 232H163V231H162ZM165 232H163V233H165ZM168 232H169V231H168ZM171 232H172V231H171ZM171 232H170V233H171ZM47 233H48V232H47ZM47 233H44L43 235H45V234H47ZM50 233H51V232H50ZM137 233H138V232H136V234H137ZM146 233H147V232H146ZM170 233H168V234L170 235ZM114 234H115V232H114ZM157 234H158V233H157ZM8 235H9V234H8ZM47 235H48V234H47ZM51 235H52V234H51ZM51 235H50V236H51ZM91 235H92V234H91ZM130 235H131V233H130ZM16 236H17V235H16ZM99 236H100V235H99ZM132 236H133V235H132ZM134 236H135V235H134ZM140 236H141V235H140ZM140 236H139V237H140ZM147 236H148V235H147ZM147 236H146V237H147ZM171 236H172V235H171ZM171 236H170V237H171ZM3 237H4V236H3ZM130 237H131V236H130ZM165 237H166V236H165ZM167 237H168V236H167ZM170 237H169V240H170ZM19 238H20V237H19ZM31 238H32V237H31ZM31 238H29V239H31ZM83 238H84V237H83ZM126 238H127V237H126ZM132 238H133V237H132ZM134 238H135V237H134ZM136 238H138V237H136ZM149 238H150V237H149ZM151 238H152V237H151ZM153 238H155V237H153ZM173 238H174V240H175V237H173ZM15 239H16V238H15ZM33 239H34V237H33ZM100 239H101V238H100ZM120 239H121V238H120ZM140 239H141V238H140ZM140 239H139V240H140ZM22 240H23V239H22ZM34 240H38V239H34ZM91 240H94V239H91ZM96 240H97V239H96ZM139 240H138V241H139ZM141 240H143V239H141ZM159 240H160V239H159ZM31 241H32V240H31ZM68 241H69V240H68ZM94 241H95V240H94ZM99 241H100V240H99ZM120 241H121V240H120ZM124 241H125V240H124ZM133 241H136V240H133ZM143 241H144V240H143ZM204 241H205V239H204ZM32 242H33V241H32ZM118 242H119V241H118ZM129 242H130V241H129ZM141 242H142V241H141ZM2 243H4V242H2ZM26 243H27V242H26ZM102 243H103V242H102ZM139 243H140V242H139ZM139 243H138V244H139ZM172 243H174V242H173V239H172ZM4 244H5V243H4ZM36 244H37V243H36ZM43 244H44V243H43ZM47 244H48V243H47ZM121 244H122V241H121ZM134 244H135V242H134ZM134 244H133V245H134ZM138 244H137V245H138ZM5 245H7V243H6ZM14 245H15V244H14ZM18 245H19V244H18ZM45 245H46V244H45ZM106 245H109V244L106 243ZM131 245H132V242H131ZM133 245H132V246H133ZM140 245H141V244H140ZM202 245H203V242H202ZM8 246H11V245L8 244ZM37 246H38V245H37ZM40 246H42V243L39 244V247H40ZM66 246H68V245H66ZM127 246H129V245H127ZM135 246H136V245H135ZM262 246H263V245H262ZM26 247H27V246H26ZM55 247H56V246H55ZM87 247H88V246H87ZM114 247H115V246H114ZM13 248H14V246H13ZM42 248H43V246H42ZM110 248H112V247H110ZM137 248H139V247H137ZM257 248H258V247H257ZM263 248H264V247H263ZM34 249H37V248H34ZM79 249H80V248H79ZM127 249H129V247H127ZM127 249H126V250H127ZM131 249H132V248H131ZM140 249H141V248H140ZM203 249H204V248H203ZM40 250H41V249H40ZM77 250H78V248H77ZM83 250H84V249H83ZM93 250H95V249H93ZM100 250H101V249H100ZM116 250H117V249H116ZM118 250H120V248H119ZM36 251H37V250H36ZM66 251H67V250H66ZM120 251H121V250H120ZM142 251H143V250H142ZM62 252H63V251H62ZM110 252H111V250H110ZM5 253H6V252H5ZM40 253H41V251H40ZM54 253H55V252H54ZM58 253H59V252H58ZM82 253H83V252H82ZM115 253H117V252H115ZM123 253H124V252H123ZM261 253H262V252H261ZM50 254H51V253H50ZM109 254H110V253H109ZM133 254H134V253H133ZM135 254H136V253H135ZM129 255H130V253H129ZM176 255H177V254H176ZM65 256H66V254H65ZM68 256H69V255H68ZM120 256H121V254H119V257H120ZM201 256H202V255H201ZM24 257H25V256H24ZM60 257H61V255H60ZM101 257H102V256H101ZM128 257H129V256H128ZM25 258H26V257H25ZM62 258H63V256H62ZM110 258H111V257H110ZM115 258H116V257H115ZM139 258H140V257H139ZM141 258H142V257H141ZM141 258H140V259H141ZM8 259H9V258H8ZM52 259H53V257H52ZM131 259H132V258H131ZM257 259H258V258H257ZM65 260H67V259H65ZM68 261H69V260H68ZM160 261H162V260H160ZM166 261H167V260H166ZM5 262H6V261H5ZM35 262H36V261H34L33 263H35ZM38 262H40V261L38 260ZM38 262H37V264H38ZM162 262H163V261H162ZM33 263H32V264H33ZM55 263H56V262H55ZM157 263H158V262H157ZM165 263L167 264V262H165ZM42 264H43V263H42ZM158 264H159V263H158ZM162 264H164V262H163Z\"/></svg>", "mask_w": 264, "mask_h": 264}]
</instances>
